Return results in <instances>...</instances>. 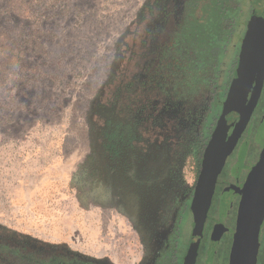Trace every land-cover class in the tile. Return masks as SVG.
<instances>
[{
	"label": "rangeland",
	"instance_id": "rangeland-1",
	"mask_svg": "<svg viewBox=\"0 0 264 264\" xmlns=\"http://www.w3.org/2000/svg\"><path fill=\"white\" fill-rule=\"evenodd\" d=\"M166 4L0 0V233L91 261L145 263L198 173L195 130L143 113L132 93ZM237 87L235 113L248 94ZM260 105L230 158L241 173L264 145ZM221 237L209 240L207 264L228 263Z\"/></svg>",
	"mask_w": 264,
	"mask_h": 264
},
{
	"label": "flooded vegetation",
	"instance_id": "flooded-vegetation-1",
	"mask_svg": "<svg viewBox=\"0 0 264 264\" xmlns=\"http://www.w3.org/2000/svg\"><path fill=\"white\" fill-rule=\"evenodd\" d=\"M165 7L163 15H158L148 56L140 64L132 93L144 108L143 113L153 114L174 129L195 130L198 173L193 188L178 200L169 225L151 241V253L144 264H184L200 204L195 198L197 180L201 174L205 177L218 159H223V147L232 146L235 128L260 80V70H264V0H167ZM209 70L215 72L211 78L207 77ZM237 80L240 86L247 88L248 94L235 113L234 101L227 99ZM220 84L222 102L218 94ZM260 104H264V77L256 107L238 141ZM213 106L220 108L218 114L212 113ZM238 141L224 158L217 175L195 264H207L209 240L219 233H222L219 244L224 240L223 253L228 247L229 258L241 198L238 190L257 162L249 167L244 165L242 173L234 164L230 165ZM236 160L240 162L239 158ZM243 162L242 158V165ZM220 186L223 187L218 190ZM218 191L221 200L228 202L225 214H231L229 222L219 216L222 201H216ZM183 214L188 216L184 223ZM182 237L184 243H180ZM259 243V248L264 250V230L261 238V229ZM51 251L55 253L48 256L45 264H95L65 251Z\"/></svg>",
	"mask_w": 264,
	"mask_h": 264
},
{
	"label": "water",
	"instance_id": "water-1",
	"mask_svg": "<svg viewBox=\"0 0 264 264\" xmlns=\"http://www.w3.org/2000/svg\"><path fill=\"white\" fill-rule=\"evenodd\" d=\"M262 72H264V70H260V80L256 83L251 98L243 110L241 118L235 128L237 130L235 135H233L235 139L232 146L227 145L223 147L221 151V153L223 152V159H218L210 168L208 174L205 177L201 174L197 180L195 198L200 200V204L198 212L195 215V226L184 264H195L197 250L202 237L207 212L211 204L217 175L222 168L224 158L231 150V147L236 143L237 137L246 127L256 107L264 77ZM238 83L240 85V82L237 80L234 87L235 90L232 87L230 89L231 93L235 91L236 95L233 96L229 94L227 99L228 101L233 100L234 105H236L238 93L240 92L237 87ZM225 104H227V102ZM238 191L241 194V198L236 214L235 229L232 237L228 264H256L260 246L259 234L264 221V145L259 153L257 162L249 171L242 188ZM93 262L95 264H107L104 262Z\"/></svg>",
	"mask_w": 264,
	"mask_h": 264
},
{
	"label": "trees",
	"instance_id": "trees-1",
	"mask_svg": "<svg viewBox=\"0 0 264 264\" xmlns=\"http://www.w3.org/2000/svg\"><path fill=\"white\" fill-rule=\"evenodd\" d=\"M54 253L0 233V261L9 264H45L48 256Z\"/></svg>",
	"mask_w": 264,
	"mask_h": 264
}]
</instances>
